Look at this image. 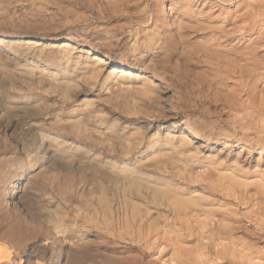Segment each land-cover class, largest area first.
Wrapping results in <instances>:
<instances>
[{
	"label": "rangeland",
	"instance_id": "374dc122",
	"mask_svg": "<svg viewBox=\"0 0 264 264\" xmlns=\"http://www.w3.org/2000/svg\"><path fill=\"white\" fill-rule=\"evenodd\" d=\"M163 1L178 22L169 30L157 24V0H0V264H264V239L260 255L219 260L191 242V225L203 230L188 210L170 216L160 205L171 206L166 193L231 212L235 198L199 187L235 168L253 184L238 225L254 230L264 153L242 143L264 137V81L251 89L218 57L254 35L215 33L242 26L235 12L247 7L197 3L214 27L192 34L191 0Z\"/></svg>",
	"mask_w": 264,
	"mask_h": 264
},
{
	"label": "bare ground",
	"instance_id": "6f19581e",
	"mask_svg": "<svg viewBox=\"0 0 264 264\" xmlns=\"http://www.w3.org/2000/svg\"><path fill=\"white\" fill-rule=\"evenodd\" d=\"M158 1V3H157V5L155 6L156 7V12H158V15H159V17H160V19L158 18L156 21H157V24L160 26V24H161V26H162V28L165 26V30L167 29V30H169L168 29V27H169V24L171 23L172 24V26H175L177 23H175V19H173V17L171 16L172 14L171 13H169V9H168V7H167V5H166V3H165V1H163V0H157ZM177 1V0H176ZM234 2V0H218L217 2L218 3H220V2H222V3H227V2ZM201 2H207V0H191V23H192V25H191V30L192 31H194L192 34H194L195 32H201V31H204L205 32V30H207V29H209L210 30V28L212 29V26L214 27V25H207V23H208V21L209 20H211L210 18H209V20H208V17L209 16H206L205 15V13H203L202 14V12L200 11V13L198 12V14H199V16L200 17H202V21H199V16H198V18H197V16H196V14L197 13H195L194 11H196V10H192L193 9V7H196V5H197V3H201ZM215 2V1H214ZM213 2V3H214ZM180 3V2H179ZM208 3H210V1L208 2ZM207 3V4H208ZM175 4V3H174ZM206 4V3H205ZM205 4H204V7H205ZM215 4H216V2H215ZM214 4V5H215ZM245 4V5H244ZM208 5H210V4H208ZM208 5H207V7H208ZM221 5V4H220ZM237 8H240L241 6H246L247 8L246 9H243V10H238V11H242L241 12V14H239L240 12H235L236 14H235V17L234 18H236V19H239L241 22H243V23H241L242 24V26H238L237 24H235V19H234V23H233V25H232V23H230L229 21H228V23L230 24V25H232V28H230V31H225V30H223V29H221L220 27V30L219 29H217L216 28V32L215 33H218L220 36L219 37H221L222 39L224 38V40H225V38L227 39V40H229V39H231V38H236V36H237V34H238V38L240 39V38H245V37H249L248 39H250V37L251 36H253V38L251 39V41L249 40V42H250V44H249V42L247 43V45L248 46H243V47H245L244 49H242L241 48V50L239 51V49L237 48V49H235V51H234V49L233 48H235V46L234 47H232L231 48V50L232 51H227L226 50V52L225 53H223L222 55L223 56H218L219 57V59L221 58L222 60H224V61H226V62H230V65L232 64V65H234V70H236L235 69V65H237L238 67H236V68H238V75H239V78H241V80L242 81H248L249 82V84H251V89H255V87H257V84L258 83H260L261 81H264V0H245V2H244V0H238L237 1ZM175 6V5H174ZM189 6V5H188ZM202 6H203V4H202ZM175 8V7H174ZM243 8V7H242ZM245 8V7H244ZM202 9V8H201ZM204 9V8H203ZM205 9H206V7H205ZM204 9V10H205ZM218 9V8H217ZM178 10V9H177ZM185 10V9H184ZM175 11V10H174ZM182 11V10H181ZM235 11V10H234ZM185 12V11H184ZM188 12V10L186 11V13ZM177 13H179V12H177ZM232 13V12H231ZM234 13V12H233ZM188 14V13H187ZM200 14H202V16L200 15ZM225 14V13H224ZM178 15V14H177ZM213 15V14H212ZM176 16V15H175ZM234 16V15H233ZM210 17H213V16H210ZM214 17H216L215 15H214ZM221 17V16H220ZM182 18V17H181ZM218 18V17H217ZM208 21H207V20ZM219 19V18H218ZM224 19H226V18H224ZM177 20V19H176ZM178 21V20H177ZM218 21V20H217ZM225 21H227V20H225ZM225 21H223V22H225ZM180 22V21H179ZM211 22V21H210ZM174 23H175V25H174ZM238 23V22H237ZM210 24V23H209ZM244 24V25H243ZM181 25H183L182 23H181ZM185 25H186V23H185ZM223 25V24H222ZM228 26V27H231V26ZM158 26V27H159ZM188 26V25H187ZM186 26V27H187ZM217 26V25H216ZM215 26V27H216ZM184 27V26H183ZM222 27V26H221ZM227 27V28H228ZM180 28H182V27H180ZM226 28V27H225ZM186 29H188V28H186ZM217 30H218V32H217ZM176 31V30H175ZM184 31V30H183ZM213 31H215V28L213 29ZM213 31H211V32H213ZM204 32H203V34H204ZM210 32V33H211ZM166 33V32H165ZM178 33H180L179 32V30H178ZM208 33V32H207ZM171 35H173L172 33H170ZM209 34V33H208ZM189 35V34H188ZM205 35H206V33H205ZM236 35V36H235ZM178 36V35H177ZM180 36V35H179ZM191 36V35H190ZM189 36V37H190ZM195 36V35H194ZM200 36V35H199ZM209 36V35H208ZM214 36V35H213ZM182 37V36H181ZM205 37V36H204ZM211 37V36H210ZM179 38V37H178ZM177 38V39H178ZM183 38V37H182ZM217 38V37H216ZM237 38V39H238ZM184 39H185V37H184ZM187 39V38H186ZM189 39V38H188ZM219 40H220V38H218ZM236 39V40H237ZM209 40H211V39H208V41ZM216 40V39H215ZM243 40H246V39H243ZM206 41V40H205ZM207 41V42H208ZM234 41H235V39H234ZM241 41V40H240ZM204 42V41H203ZM207 42H205L206 44H207ZM238 42V41H237ZM34 43V42H33ZM204 43V44H205ZM210 43V42H209ZM245 42L243 43V44H246ZM229 44V43H228ZM209 45V44H208ZM218 45V44H217ZM238 45H239V43H238ZM69 45H67V44H64L63 45V47L65 48H67ZM204 46V45H203ZM219 46V45H218ZM223 46H225V45H223ZM242 46V45H241ZM205 47V46H204ZM204 47H202V48H204ZM209 47V46H208ZM222 47V46H221ZM236 47H237V45H236ZM224 49H225V47H223ZM227 48V47H226ZM205 49V48H204ZM213 49V48H212ZM218 49V48H217ZM221 50V49H220ZM230 50V49H229ZM236 50H238V52H236ZM207 51V50H206ZM217 51V50H216ZM214 52V51H213ZM222 53V52H221ZM205 54V53H204ZM197 55V54H196ZM203 57V56H202ZM95 59V58H94ZM206 61V60H205ZM209 61V60H208ZM219 61V60H218ZM99 62V61H98ZM204 62V61H203ZM223 63V62H222ZM207 64V63H206ZM208 65V64H207ZM228 65V64H227ZM120 67V66H119ZM118 67V68H119ZM121 67H125V65H123V66H121ZM212 67V66H211ZM215 67V66H214ZM229 67V66H228ZM227 67V68H228ZM217 68V67H216ZM230 68H231V66H230ZM219 69V68H218ZM225 69V68H224ZM232 69V70H233ZM230 70V69H229ZM231 70V71H232ZM230 71V72H231ZM213 72V71H212ZM224 73V72H223ZM229 73V72H228ZM223 75V74H222ZM232 75V74H231ZM218 76V75H217ZM226 76V75H225ZM229 76V75H228ZM234 76H237L236 75V72H235V75ZM216 78V77H215ZM223 78H224V76H223ZM229 78V77H228ZM229 80H230V78H229ZM232 80V79H231ZM235 81H237L238 79H234ZM240 80V81H241ZM214 81V80H213ZM223 81V80H222ZM244 85H246V84H244ZM246 87V86H245ZM244 87V88H245ZM237 88V87H236ZM240 88V87H239ZM260 89H261V87H260ZM239 91V90H238ZM262 91L264 92V90H263V88H262ZM234 93V92H233ZM237 94V93H236ZM261 95H262V92L260 93ZM260 95V96H261ZM237 97H239V96H237ZM262 97V96H261ZM261 100V99H260ZM264 100V99H263ZM263 100H261V101H263ZM264 102H262V105H264L263 104ZM261 104V103H260ZM38 113V112H37ZM254 113V112H253ZM256 113H261V114H263V116H264V106H263V108L262 109H260V110H258V111H256ZM41 117V116H40ZM249 126H251V124L250 123H248V124H246V125H244V127H246V128H248ZM184 132L185 133H187V134H190L192 137H194V138H198V137H200V136H202V134H200V132H198V131H196V130H193L192 128H190V127H188V126H186L185 128H184ZM258 134H261V132L260 133H258ZM258 134H255L254 135V137H253V139H247V140H244V142L242 143V146H245L247 149H249V150H253V151H255L256 153L258 152V154H263L264 153V137H260V136H258ZM188 141V140H187ZM186 142V141H185ZM227 142V141H226ZM181 143H182V141H181ZM180 143V144H181ZM181 146H183V145H181ZM184 147V146H183ZM192 148V147H191ZM243 148V147H242ZM246 149V150H247ZM189 150V149H188ZM184 151V150H183ZM261 158V157H260ZM264 159V158H263ZM239 166V165H238ZM236 168H237V166H236ZM218 170V169H217ZM236 170H238V168L236 169ZM215 171V170H214ZM234 172L233 173H231L232 175H223L222 173V175H218L217 174V178H215L216 179V181L213 183V181L211 180L210 181V179H209V183L210 184H212L213 186L215 185V187H213V186H209L208 184L207 185H199L200 187L199 188H201V189H204V190H207L208 192H210L211 194H213V193H223V194H220V195H222V196H220V197H223L222 199H224L225 197H232V198H235L234 200L232 199V201L230 200L228 203H230V202H233L234 204H235V206H236V209H237V207L239 206V205H247V203H245L247 200V198H246V192H245V190H248L249 188V186H251V185H253L252 183L249 185L248 183H246V182H244L241 178H239L240 176L243 178L244 176H246L247 175V173H246V175H244L243 174V172H241V171H239V172H236L235 171V168H234V170H233ZM101 172V171H100ZM239 173H242V175H239ZM105 174V173H104ZM220 174V173H219ZM227 174V173H226ZM107 175V174H106ZM100 178H102V177H100ZM263 178V177H262ZM262 178H260L261 180H263L264 181V178L262 179ZM244 179V178H243ZM107 180V179H106ZM110 180H112V179H110ZM204 180V179H203ZM208 180V179H207ZM260 180V181H261ZM113 181V180H112ZM117 181H119V180H117ZM198 181H200V179H198ZM109 180H108V183L106 182V185L108 184V185H110L109 184ZM115 182V181H114ZM113 182V183H114ZM164 182V181H163ZM101 183V182H100ZM112 183V184H113ZM116 183V182H115ZM166 183V182H165ZM259 183V182H258ZM262 183V182H261ZM105 184V183H104ZM104 184H100V186L101 187H103L102 188V190H103V192L104 193H102V194H105V196L106 197H108V191H107V186H104ZM111 184V185H112ZM255 184V183H254ZM158 186H160V184L158 185ZM172 186V185H171ZM256 186V188H257V192H256V194L258 195V212H256V214H255V216H254V218H250L249 216V218H250V228H252V229H254V230H252V231H249L250 229H248L244 224H240V225H238L239 223H242V222H239V218H237L238 216H237V213L235 212V210H233V204L231 203V205H232V207H231V209L234 211H232L231 210V212H227V211H225V212H219V211H224V210H221L222 208L220 207V208H218V207H216V208H218V210H216V208L215 207H213V208H215V209H213L212 207H210V205H213L214 204V200H210V201H208V200H205V198H203V200H201V199H199V198H197L198 200V202H196V201H193V200H191V199H188V198H186L187 199V201L186 200H183L181 203L179 202H177L176 201V198H174L173 197V195L171 194V196L170 195H167L166 193L164 194L163 193V199L162 200H168V201H170V204H171V206H167V205H165V203L163 202L162 204L160 203V205L161 206H163L167 211L166 212H169L170 213V216H171V214L172 215H175L176 214V211L178 212V211H180V210H183L184 212L185 211H189L190 213H191V216H189V217H187L188 219H187V221H189L190 219V221H191V224H195L196 223V226H198V228H201L202 230H203V232L201 231V233H197V234H195V232L193 231V229H194V226L193 225H191V232H190V234H191V242L192 243H195V245H196V247L198 248V249H201V250H204V251H206L207 253H211V254H213L214 255V257H218L219 258V260L221 259L222 260V257L224 258L225 256H223V255H225V254H235V257L237 256L236 254L237 253H240V252H242V254H243V252H250V253H252L253 251H256V254H257V252H259L258 253V255H260V249L259 248H257V243H260V242H263V239H264V205H262V201L261 200H263V202H264V182L262 183V185H255ZM167 187H169L168 185H167ZM167 187H165V186H163V189H165V188H167ZM112 188V187H111ZM248 188V189H247ZM109 190V189H108ZM169 190V189H168ZM167 190V191H168ZM169 191H171V190H169ZM111 192V191H110ZM185 192V191H184ZM252 192V191H251ZM114 193V192H113ZM172 193V192H171ZM178 193V192H177ZM253 193V192H252ZM93 194H95V193H93ZM110 194V193H109ZM111 194H112V192H111ZM174 194V193H173ZM176 194V193H175ZM183 194V193H182ZM181 194V195H182ZM248 194H249V191H248ZM101 195V194H100ZM122 195V194H121ZM156 195H158V194H156ZM167 195V196H166ZM250 195V194H249ZM248 195V196H249ZM252 195V194H251ZM255 195V194H254ZM98 196V195H97ZM215 196L216 195H214L213 196V198L215 199ZM147 197V196H146ZM146 197H145V199H146ZM176 197V196H175ZM179 197V196H178ZM177 197V198H178ZM185 197V196H184ZM228 197V198H229ZM100 198V197H99ZM139 198H141V199H143L142 197H139ZM165 198V199H164ZM192 198V197H191ZM121 199H123V198H121ZM140 199V200H141ZM212 199V198H211ZM221 199V198H220ZM254 199V198H253ZM109 200V199H108ZM149 200V199H148ZM148 200L146 199V204H148L147 202H148ZM189 200V201H188ZM226 199H224L223 200V202L225 201ZM251 200V199H250ZM103 201V200H102ZM107 201V200H106ZM110 201V200H109ZM123 201V200H122ZM191 201V202H190ZM204 202V203H202V202ZM228 201V200H227ZM254 201V200H253ZM256 201V200H255ZM167 202V201H166ZM199 202H201L202 203V205L199 203ZM249 202V201H248ZM250 202H252V201H250ZM249 202V203H250ZM261 202V203H260ZM121 203V202H120ZM122 203H125V202H122ZM144 203V202H143ZM215 203H216V201H215ZM217 203L219 204V202L217 201ZM227 203V202H226ZM225 203V204H226ZM149 204H150V202H149ZM152 204H153V202H152ZM156 204V203H155ZM158 204V203H157ZM167 204H168V202H167ZM208 204V205H207ZM217 204V205H218ZM105 205V204H104ZM145 205V204H144ZM169 205V204H168ZM207 205V206H206ZM227 205H229V204H227ZM245 205V206H246ZM251 205H252V203H251ZM149 206V205H148ZM158 206V205H157ZM214 206V205H213ZM235 206H234V208H235ZM249 206V205H248ZM254 209L256 208V205H255V203H254ZM101 207V206H100ZM150 207V206H149ZM160 207V206H159ZM158 207V208H159ZM173 207V208H172ZM180 208V210H176V208ZM209 207V208H208ZM223 207V206H222ZM227 207H229V206H227ZM226 207V205H225V207L224 208H227ZM102 208V207H101ZM243 208V207H242ZM250 208V207H249ZM123 209H125L126 210V208L124 207ZM247 209V208H246ZM250 209H252V208H250ZM225 210H227V209H225ZM229 211H230V208L228 209ZM240 210V209H239ZM244 210V209H243ZM242 210V211H243ZM163 212H164V209L162 210ZM182 211V212H183ZM187 211V212H188ZM248 211V210H247ZM251 211V210H250ZM165 212V213H166ZM187 212H185L184 214H190L189 212L187 213ZM241 212V211H240ZM149 213V212H148ZM148 213H147V216H148ZM247 213H249V211L247 212ZM251 213V212H250ZM250 213H249V215H250ZM183 214V213H182ZM182 214H180V215H182ZM183 214V215H184ZM215 214H220V216L221 217H223L224 218V222H226V223H224V224H222V219L220 220V221H218V222H216V223H214V221H213V223H211L212 221V217H216L215 216ZM169 215V214H168ZM186 215H184V216H186ZM200 215H202V216H204L203 217V221L201 220L200 221V219H197V217H200ZM161 216V215H160ZM166 216V215H165ZM165 216H163V217H165ZM201 216V217H202ZM149 217V216H148ZM162 217V218H163ZM175 217V216H174ZM243 217H246V213H244V215H241V219L243 218ZM253 217V216H252ZM151 218V217H150ZM161 218V219H162ZM167 218V217H166ZM212 218V219H211ZM261 218V219H260ZM146 219V218H145ZM165 219V218H164ZM216 219V218H215ZM246 219V218H245ZM214 220V219H213ZM249 220V219H248ZM247 220V221H248ZM150 221V220H149ZM148 221V222H149ZM166 221V220H165ZM174 221V220H173ZM189 221V222H190ZM209 221V222H208ZM181 222V221H180ZM183 222V221H182ZM188 222V223H189ZM151 223V222H150ZM167 223V222H166ZM184 223V222H183ZM182 224V223H181ZM185 224L187 225V223L185 222L184 224H182L183 226H185ZM237 225L236 227L234 226V225ZM253 224V225H252ZM153 224L151 223L150 224V226H152ZM243 225V226H242ZM181 226V225H180ZM188 226V225H187ZM245 226V227H244ZM186 227V226H185ZM150 228H153V227H150ZM187 228V227H186ZM196 230V229H195ZM242 234V236H236V234ZM238 234V235H239ZM179 235V234H178ZM244 235H245V237H244ZM181 236V235H180ZM181 238V237H180ZM246 238V239H245ZM178 239V238H177ZM183 239V238H182ZM236 239V240H235ZM175 240H176V238H175ZM204 240H206V243H203L204 242ZM178 241V240H177ZM218 241L220 242L219 243V246L221 245V247H219L217 250H215V247L214 246H216V242H217V244H218ZM225 242V243H224ZM264 244V243H263ZM217 247V246H216ZM261 247V246H260ZM263 247H264V245H263ZM263 247H261L262 249H263ZM194 249V248H193ZM256 249V250H255ZM259 249V250H258ZM264 251V250H263ZM245 252V253H246ZM254 253V252H253ZM262 253V252H261ZM223 254V255H222ZM248 254V253H247ZM209 255V254H208ZM212 255V256H213ZM241 255V254H240ZM253 255V254H252ZM263 255V254H262ZM261 255V256H262ZM239 256V255H238ZM248 256V255H247ZM246 256V257H247ZM230 257H232V256H230ZM241 257V256H240ZM245 257V258H246ZM249 257V256H248ZM252 257V256H251ZM233 258H234V256H233ZM237 258V257H236ZM244 258V257H243ZM207 259V258H206ZM230 259V258H229ZM196 260L197 259H195L194 261H191V264H199V262H200V260L198 261V263H196ZM203 260H204V258H203ZM218 260V259H217ZM224 260V259H223ZM226 260V259H225ZM228 260V259H227ZM208 261V260H207ZM213 260H211V262H212ZM215 261V260H214ZM235 261H236V259H235ZM249 261H250V258H249ZM249 261H247V262H249ZM252 261V260H251ZM203 262V261H202ZM202 262H200V264H202ZM206 262V261H205ZM209 262V261H208ZM231 262V261H230ZM243 264V263H242Z\"/></svg>",
	"mask_w": 264,
	"mask_h": 264
}]
</instances>
